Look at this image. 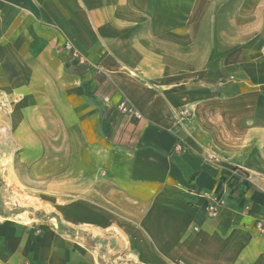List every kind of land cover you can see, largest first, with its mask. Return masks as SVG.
Wrapping results in <instances>:
<instances>
[{
	"label": "crops",
	"instance_id": "1",
	"mask_svg": "<svg viewBox=\"0 0 264 264\" xmlns=\"http://www.w3.org/2000/svg\"><path fill=\"white\" fill-rule=\"evenodd\" d=\"M222 1L0 0L5 186L68 198L66 224L141 264H264V0L227 23ZM89 253L0 214V264H107Z\"/></svg>",
	"mask_w": 264,
	"mask_h": 264
},
{
	"label": "rangeland",
	"instance_id": "2",
	"mask_svg": "<svg viewBox=\"0 0 264 264\" xmlns=\"http://www.w3.org/2000/svg\"><path fill=\"white\" fill-rule=\"evenodd\" d=\"M225 1V2H224ZM221 8L227 13H222L221 21L227 23L229 21V10L240 6L244 3V0H223ZM259 1L254 2V7H257ZM254 22L263 20L264 15L261 13L254 14ZM120 114L130 116L129 114L120 111ZM8 115V114H7ZM6 114H0V151L12 150L10 141H5V137L9 138V128L5 124ZM3 125V126H1ZM6 128V131H3ZM12 165L13 153L6 158H0V165ZM6 182L3 175L0 173V214H10L14 218V221H19L25 227L30 229L31 233H39L54 229L61 233H72V239L77 242V246L81 249L89 248L90 257L92 249L94 250L95 257L98 260H102L107 264H141V262L135 258L133 253H130L129 247L133 245L134 239L129 236L125 240L124 250L120 246L117 249V240L108 238V236H101L93 234L87 230L85 226H79L78 228L70 227L60 217V209L64 215V209L68 207V198L56 200L53 195L45 193L43 190H38L31 184L29 190L23 189L20 184L14 183V189L11 186H5ZM75 233V234H74ZM133 233V232H128ZM136 233V232H135ZM124 251V252H122ZM129 251V252H128ZM93 255V254H92Z\"/></svg>",
	"mask_w": 264,
	"mask_h": 264
},
{
	"label": "built area",
	"instance_id": "3",
	"mask_svg": "<svg viewBox=\"0 0 264 264\" xmlns=\"http://www.w3.org/2000/svg\"><path fill=\"white\" fill-rule=\"evenodd\" d=\"M13 99H9L6 95L0 93V114H9L11 112V106L15 103ZM119 109L121 112L129 114L130 116H133L134 118L140 120L142 115L134 109L131 105H129L126 101L121 103L119 106ZM191 118V112L187 109H184L180 111L179 113V119L181 122H184L185 120H188ZM7 129L4 128L3 131H6ZM184 150L183 143L179 142L176 147V152H182ZM208 161L219 165L221 164L224 159L220 157L218 154L214 152H209L205 157ZM227 207V199L225 197H212L210 204L207 208V215L212 218H218L224 209ZM256 228L259 233H264V219H259L256 224Z\"/></svg>",
	"mask_w": 264,
	"mask_h": 264
}]
</instances>
